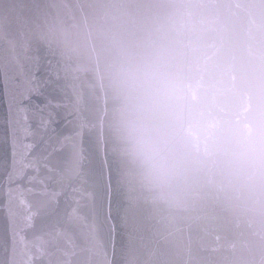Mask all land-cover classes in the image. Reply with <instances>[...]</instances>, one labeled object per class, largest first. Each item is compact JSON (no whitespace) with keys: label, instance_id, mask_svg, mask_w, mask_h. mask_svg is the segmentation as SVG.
I'll return each mask as SVG.
<instances>
[{"label":"water","instance_id":"obj_1","mask_svg":"<svg viewBox=\"0 0 264 264\" xmlns=\"http://www.w3.org/2000/svg\"><path fill=\"white\" fill-rule=\"evenodd\" d=\"M198 2L211 18L214 34L226 53L249 67L264 69V0ZM106 3L107 0H0V30L7 35L12 26L13 37L27 45V56L39 60L38 76L46 78L50 61L68 97V101L62 100L63 94L49 85L42 86L43 95L33 93L30 100L27 96L23 102L14 100L16 73L34 61L21 55L17 62L9 56L7 40L0 41L9 73L7 89L0 78V146L6 139L10 144L13 127L22 129L27 125L35 131L40 122L38 109L46 101L54 107L61 101L49 127L41 129V134L50 138L56 154L65 160V167L75 138L89 157L84 161L89 184L99 178L104 162V179H110L120 208L115 253L98 209L94 231L79 222L71 224L78 247L72 264H264V196L235 202L206 187L191 201L174 203L150 188L123 154L113 127L114 101L106 87L97 42L84 31L78 33L71 47L59 38L61 27L91 21ZM124 3L136 13L148 14L160 0ZM74 121L83 131L79 136ZM32 139L29 135L28 142ZM27 198L33 203L37 200L35 196ZM80 213L87 214L88 208L81 207ZM7 214L6 198H0V230L6 225ZM58 243L66 247L62 238ZM57 259L53 257V264Z\"/></svg>","mask_w":264,"mask_h":264},{"label":"clouds","instance_id":"obj_2","mask_svg":"<svg viewBox=\"0 0 264 264\" xmlns=\"http://www.w3.org/2000/svg\"><path fill=\"white\" fill-rule=\"evenodd\" d=\"M80 31L97 42L123 154L162 199L264 196V69L226 53L198 0L148 14L107 0L59 38L71 47Z\"/></svg>","mask_w":264,"mask_h":264},{"label":"snow or ice","instance_id":"obj_3","mask_svg":"<svg viewBox=\"0 0 264 264\" xmlns=\"http://www.w3.org/2000/svg\"><path fill=\"white\" fill-rule=\"evenodd\" d=\"M11 27L7 35L0 30V41L7 40L9 44V56L16 58L17 62L21 55L34 61L26 70L21 66L16 73L13 99L23 102L27 96L30 100L33 93L43 95V87L53 85L58 94H63L62 100L68 101L51 62L46 78L38 76L39 60L27 56V45L13 37ZM19 35L22 38V34ZM0 78L7 89L9 73L2 50ZM60 106L61 101H58L55 107ZM55 107L46 101L44 107L38 109L40 122L35 131L27 125L22 129L13 127L10 144L6 139L0 146V198H6L8 209L6 225L0 230V264H53V257L58 258L57 264H72L78 247L71 224L79 222L89 231H94L98 209L103 216L108 243L115 253L120 208L110 179H104V162L101 163L99 178L89 184V172L84 169V161L89 157L73 138L71 156L65 167V160L56 154L50 138L40 131L49 127ZM73 123L79 136L83 131L75 121ZM29 135L33 138L31 143L28 142ZM37 137H40L39 142ZM28 196L37 197L36 202L33 203ZM81 207H87L88 213L81 214ZM58 238L63 239L66 247L59 245Z\"/></svg>","mask_w":264,"mask_h":264}]
</instances>
